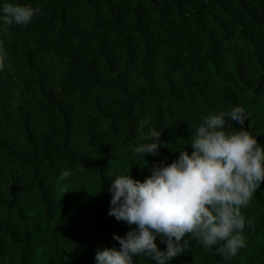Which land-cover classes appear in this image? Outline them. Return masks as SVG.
Returning <instances> with one entry per match:
<instances>
[{
    "label": "trees",
    "instance_id": "obj_1",
    "mask_svg": "<svg viewBox=\"0 0 264 264\" xmlns=\"http://www.w3.org/2000/svg\"><path fill=\"white\" fill-rule=\"evenodd\" d=\"M7 2L40 11L0 21V264H95L96 248H119L113 233L132 226L107 214L108 186L115 169L150 174L132 152L149 129L167 146L148 165L170 163L201 116L238 105L264 148V0ZM241 212L253 223L236 255L189 238L170 264H264V182Z\"/></svg>",
    "mask_w": 264,
    "mask_h": 264
},
{
    "label": "clouds",
    "instance_id": "obj_2",
    "mask_svg": "<svg viewBox=\"0 0 264 264\" xmlns=\"http://www.w3.org/2000/svg\"><path fill=\"white\" fill-rule=\"evenodd\" d=\"M26 4L0 3V21L4 24L27 25L39 13ZM5 64L0 56V71ZM248 114L241 106L201 116L187 143L173 152L178 156L170 163L163 159L148 165L146 154L157 156L165 145L161 130L149 129L144 142L133 147L134 155H142L150 174L143 180L117 169L110 179L107 214L132 226L123 236L113 233L119 248L95 249V264H134L143 256L152 264H170L172 258L188 249L189 238L213 248L222 258H230L246 246L243 235L246 208L256 189L264 182V148L254 133L243 127ZM238 130H231L228 122ZM185 145H189V152ZM63 169L58 179L72 177ZM111 172L109 177H111ZM67 190H65L66 192ZM64 192V193H65ZM165 245L159 248L156 239Z\"/></svg>",
    "mask_w": 264,
    "mask_h": 264
}]
</instances>
